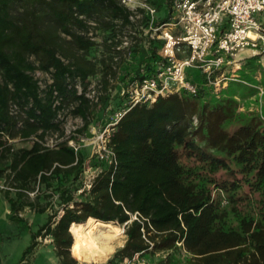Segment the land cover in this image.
<instances>
[{
	"label": "trees",
	"instance_id": "trees-1",
	"mask_svg": "<svg viewBox=\"0 0 264 264\" xmlns=\"http://www.w3.org/2000/svg\"><path fill=\"white\" fill-rule=\"evenodd\" d=\"M148 1L159 23L172 18L170 0ZM130 14L120 0H0V174L15 188V197L5 192L9 217L20 222L19 209L37 206L24 201L34 189L47 199L39 212L54 196L59 207L30 232L14 264H40L27 256L43 236L58 264H95L79 262L72 231L89 219L125 228L124 245L104 264L135 253H162L154 264H264V123L238 115L233 99L208 96L202 74L192 79L195 95L172 92L131 107L123 95L111 97V78L125 87L162 60V42L136 30ZM100 52L103 92L93 103L86 92ZM38 70L49 76L44 86ZM97 105L125 112L108 136L113 161L90 159L98 171L88 188L87 156L66 139L48 146L45 138L62 134L64 110L83 120V132ZM15 138L30 145L15 148Z\"/></svg>",
	"mask_w": 264,
	"mask_h": 264
},
{
	"label": "built area",
	"instance_id": "built-area-1",
	"mask_svg": "<svg viewBox=\"0 0 264 264\" xmlns=\"http://www.w3.org/2000/svg\"><path fill=\"white\" fill-rule=\"evenodd\" d=\"M120 2L131 12L130 20L136 30L162 42L157 50L162 60L157 63L156 71L121 88L124 105L129 107L151 104L158 96L172 92L197 94L199 86L188 77L189 68L200 69L207 84L218 85L221 78L215 77V72L238 62L240 52L248 50L264 57V20L258 19L264 18V0H170L172 18L164 23L158 22L157 8L148 0ZM144 16L146 25L141 22ZM129 43L125 37L123 46ZM124 112L116 113L109 125L115 124ZM109 132L105 128L96 137L99 143L95 153L100 160L112 162L114 154L107 145ZM68 142L76 151L79 149L72 140ZM93 177L88 178L86 187H90ZM121 264H143V259L135 253Z\"/></svg>",
	"mask_w": 264,
	"mask_h": 264
},
{
	"label": "rangeland",
	"instance_id": "rangeland-1",
	"mask_svg": "<svg viewBox=\"0 0 264 264\" xmlns=\"http://www.w3.org/2000/svg\"><path fill=\"white\" fill-rule=\"evenodd\" d=\"M260 20H264L262 17H258ZM97 58L94 59L96 66L95 73L90 77L86 95L92 100L93 103L97 102L99 95L103 92L98 85L99 79L102 76L103 69L101 68V60L107 56L102 53L96 54ZM235 64H238L237 62ZM235 64L229 65L230 67L221 69L220 72H215L214 76L221 78L218 85L207 84L206 90L208 96L212 98H230L236 102V112L238 115L244 117H256L262 123H264V67H261L260 63L253 62L248 65H243L241 69H238ZM237 68V69H235ZM235 69L234 71H231ZM227 71L228 73H225ZM231 74H234L231 76ZM226 79H223V77ZM34 77L39 80L41 86H44L49 82V76L41 71H35ZM189 77L193 79V74L189 73ZM80 89V87H78ZM120 84L115 78H111L108 86V91L111 97H115L121 92ZM121 111H112L111 106H107L105 109L100 105L94 106L89 116L87 128L80 133L76 130L81 128L83 120L79 116H74L68 110L60 115L59 119L62 120V134L59 132L48 133L45 138V145L53 146L54 144L66 139L72 140L74 144L78 145L86 156L85 168L81 175V181L85 184L88 178H91L98 171L97 166H93L90 159L97 158L95 151L97 150V136L99 133L108 128L111 130L109 123L114 121L116 113ZM237 121L233 120L229 122L226 127L233 129ZM74 137V138H73ZM10 143L15 148L22 146H29L30 140H20L18 138L12 139ZM69 144V142H68ZM6 172L0 174V264H14L19 261L23 250L29 244L30 232L35 231L40 224L46 220V216L52 214L54 210H58L57 196H54L51 201L53 203L52 208H47L45 212L41 214L38 211L37 206H43L46 204L43 191L40 189H34L33 191H27L25 193L24 201L33 202L37 206L30 207L26 205L24 208L17 211L18 217L21 218L20 222L12 221L10 219L11 212L5 192L9 193L10 197H15V188L11 186L9 180L6 178ZM45 193V192H44ZM80 194V190L75 193L77 196ZM134 218V216H133ZM115 224V223H113ZM118 225L122 229L121 238H123V245L126 240L124 233V226ZM37 245L27 257L32 262L40 264H58V259L54 253V247L52 245V239L50 236H43L37 238ZM123 245L117 247L121 248ZM115 249V251L117 250ZM114 251V252H115ZM113 252V253H114ZM113 254H111L112 256ZM109 256V258L111 257ZM162 256V253H156L155 256L145 254L143 256V264H154L155 261ZM184 257V255H183ZM104 262L95 264H104ZM79 260V259H78ZM79 262H83L79 260ZM87 262V261H85ZM89 263V262H87Z\"/></svg>",
	"mask_w": 264,
	"mask_h": 264
},
{
	"label": "bare ground",
	"instance_id": "bare-ground-1",
	"mask_svg": "<svg viewBox=\"0 0 264 264\" xmlns=\"http://www.w3.org/2000/svg\"><path fill=\"white\" fill-rule=\"evenodd\" d=\"M72 231L76 240L75 253L81 261L104 262L123 245L122 229L112 222L89 219L73 225Z\"/></svg>",
	"mask_w": 264,
	"mask_h": 264
},
{
	"label": "crops",
	"instance_id": "crops-1",
	"mask_svg": "<svg viewBox=\"0 0 264 264\" xmlns=\"http://www.w3.org/2000/svg\"><path fill=\"white\" fill-rule=\"evenodd\" d=\"M176 31V30H175ZM238 64H235V66L238 69H241L243 65H248L249 63H255L258 62L260 63L261 67H264V57L261 56H257V55H253L251 54L248 50H244L242 52H240L238 54ZM231 65V64H230ZM230 67L229 65H224L222 68L227 70V68ZM235 68V69H237ZM235 69H232L231 71H234ZM221 70H219L218 72H220ZM228 71V70H227ZM227 71H224L225 73H228ZM189 73L193 74V79L196 80V82H199V79L201 78V74L203 75V73L201 72L200 69L192 67L189 68L187 70V75L189 77ZM234 74H231V76H233ZM190 78V77H189ZM191 79V78H190ZM192 80V79H191ZM42 214V213H41Z\"/></svg>",
	"mask_w": 264,
	"mask_h": 264
}]
</instances>
